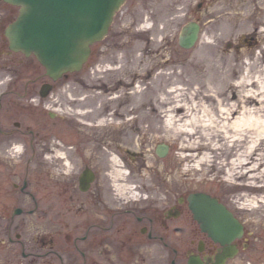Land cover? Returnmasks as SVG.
Returning <instances> with one entry per match:
<instances>
[{
  "label": "rangeland",
  "instance_id": "rangeland-1",
  "mask_svg": "<svg viewBox=\"0 0 264 264\" xmlns=\"http://www.w3.org/2000/svg\"><path fill=\"white\" fill-rule=\"evenodd\" d=\"M17 14V6L10 5L4 0H0V81L3 78L2 76L7 75L3 69L6 65H9L7 60L10 58H29L31 61L30 63L36 62L37 65L40 66L34 55L26 57L20 52H11L9 50V43L4 35V30L6 26L15 19ZM168 15L169 14L166 13L158 15L159 18L167 21L161 25L155 24V20L159 18L144 16L145 18L148 17L153 26L148 32L145 31L143 27L145 22L144 17H140L139 19V17L133 15L135 18L132 16L130 19H127L125 22L126 24H124V21H120L117 24L119 20L116 19L117 22L111 27L109 35L102 41L93 45L92 55L83 70L72 73L68 79H64L61 82L59 81L58 86L54 88L51 95L45 98V104L40 96L32 101L37 108L38 117H35V119L31 121V124L32 126L34 124V129H36L37 133L33 132L34 134L22 135L18 137L16 142L23 145L24 152L22 154H26L25 159L28 158L30 154H36L37 157L39 155L38 161L36 160L39 165L38 169L42 171V174L46 175L45 181L52 185L54 190H60L61 186L65 184L67 177L65 178L63 173L61 176L56 175L55 169L60 168V163H56L58 167L55 168L52 163L46 160V157L49 155V148L53 143L58 144V142H60L63 146V142H65L66 144H64L68 148L65 150L63 148V150L65 152L69 150L72 159H76L79 167L84 164H98L93 166L101 170L100 177L102 184L108 185L109 189L111 188L110 190L113 189V186L108 176L111 169L109 158L111 153H116L115 151L117 149L122 153L124 161L130 164V167L128 166L126 168L128 171L130 169V172L132 171L134 175L130 181L136 185H142L148 182L153 185L152 188L145 187L139 189L140 193L148 192L161 195V192L171 189L184 190L187 188H204L215 192L225 201L230 202V205L241 216L246 225V239L241 243L240 253L235 259L231 260L229 264H264V174L262 173L264 167L259 169L256 163L248 164L242 168V172L244 173L243 176L239 175L240 168L237 169V174L236 172L232 174V168L228 165L223 169H218L215 166L211 167L210 165L203 164L202 166H198V170L193 169V167L191 168L192 170H188L189 165H194L195 161H184L179 157L181 153L179 139L172 138L170 140L162 135L164 133L159 135L148 133V135L144 137V130H138L136 126L133 125H129V128L121 131L109 127L105 129L98 126L90 127V124L96 123L95 121L98 115L85 118L86 121L90 123L87 124L79 121L78 119L81 116L76 112L74 113V111L78 109H85V111L91 110V107L97 111L96 107L99 101L98 95L101 91L103 93L104 90L103 86H99V84L104 82L105 84L111 85L113 82L112 86H114V84H117L116 81L119 78H124L125 76L122 75L123 73L119 74L113 67L120 65V58L122 55H125L124 58H122V62H132L136 54L146 51L144 49L140 50L138 47L142 46L137 45H146L150 40L159 44L164 41V46L169 45L168 41H170V46L172 48L171 50L169 49V53L167 48L161 46V48L157 49L158 52H153L156 53L157 56H154L152 52H149L147 56H150L157 64H165L166 60L171 56L172 60L170 59V61L174 62L173 65L175 68H170L169 71L184 70L183 76L172 79L174 81L173 85L178 86V89L181 90L182 93H186L185 95H189V97H192L193 94V82L187 83L186 81L193 78V60H198L197 62L201 61L207 64V61L211 60L210 56L215 55V61L218 62V55L216 54L220 52L224 57L221 59L224 65L214 64L222 67L225 71L228 69V65L233 66V64H235L233 67L239 69L237 72L238 74L234 73L233 75L234 78H236L243 74L244 69L249 71L248 67L244 68V62L237 63L234 58L230 60L231 56L235 54L236 48H247L250 52L246 54L244 59L239 61L250 60V57L254 60L255 57L252 51L255 49L259 50V46L264 45L257 35V29L259 28L258 19H264V0H193V19L200 20L203 28V37L201 35L200 42L204 41L207 43L205 46H198L195 44V46L200 49V54L202 55L201 57L197 56L195 59H193V49L195 47L186 49L179 43V35L183 25L186 23V18L181 15L176 16L175 21L178 22L172 25L171 22L174 20V17H169L170 20H168ZM189 16L191 15L189 14ZM220 16H225L231 21L225 23L227 25L219 24L217 19ZM206 30L211 32L212 36L206 34ZM222 33L223 35L220 37ZM151 35H154L155 38L150 39L152 37ZM165 35L168 39H166L167 37L164 39ZM204 36H206L205 39ZM215 41L219 46L218 44L212 45L211 42ZM155 47H157V45H155ZM236 53L238 54V52ZM185 65H188V68L184 67ZM257 70L258 66L254 65L251 74H253L254 71L257 73ZM143 73L145 76H143L142 79V87L146 88L155 71H153V73H146L144 71ZM129 75L131 77L129 79L137 78V75L133 72L129 73L128 76ZM223 75L227 76L229 74L225 73ZM176 80L178 81L176 82ZM228 80L220 81L218 87H226L227 84L230 85L232 80ZM135 84L138 85L137 82ZM133 86L134 84L131 88H133ZM2 89L3 84L0 83V91ZM118 90L119 87L113 92H110V95L107 93L109 98L119 95ZM226 90H228L231 100H237L238 90H236L234 86H228ZM122 92H127V89L122 90ZM70 98H75L78 102L68 103ZM127 99L130 100V98ZM68 108L72 110L74 113L73 115L69 116L63 114V110ZM120 109H122V107H120ZM112 119L114 121V118ZM115 120L119 121L118 118ZM36 121L37 124L35 123ZM154 123L158 124L162 122L155 120ZM145 125H147V123H145ZM128 133H130V135ZM125 134L129 137L128 141L122 140ZM83 138L85 139L84 143ZM89 139L95 143L96 155H90V151L87 149L85 152L87 158L81 162L80 159L78 160L79 153L73 154V152H75L76 149L81 152L83 150V144L89 145ZM112 142L116 143V146L113 144L114 149L110 145ZM161 142L170 143L171 145L167 155L164 157L159 156L155 151L156 145ZM183 152L185 155L189 154L188 151ZM261 153H264V146L261 149ZM223 156L225 155H222L221 159ZM234 158L235 156L232 154L227 156V160L229 161ZM139 160L141 163L143 161V166H141L143 170L142 177L139 169L136 167ZM152 164L155 170H161V173L159 172L160 174L157 171L150 174L153 168L150 169L149 166ZM42 166H44V171L42 170ZM30 173H33V170H31ZM70 184V190L72 191L73 180ZM64 209H69L64 214V219L63 216L57 214L56 211L53 217L37 212V214H39L37 215L35 228L39 238H43L47 234L51 237L53 235L52 239L54 241V246L59 250H70L74 248L73 236L77 232L75 224L77 223L76 215L78 214L75 206L71 205L70 208L65 206ZM68 222H73L71 226L72 229L69 231L66 228V224H70ZM23 224L24 222L21 221L20 226H22L21 229L24 232L23 238H25L26 242L29 244V240L33 233V227L30 229L29 225L23 226ZM68 233L71 235V240L67 238ZM244 243H248L249 245L246 246ZM182 245L184 246L182 249L185 250L186 244L183 243ZM29 249L30 248H27V251ZM5 250L8 249L4 247L0 249V251ZM38 250L46 251L47 248L42 249L38 247ZM19 253L21 254L20 251ZM2 255L3 258H0V264H8V258L9 264H15L17 261V258L12 257V254L7 255L5 252H2Z\"/></svg>",
  "mask_w": 264,
  "mask_h": 264
},
{
  "label": "flooded vegetation",
  "instance_id": "flooded-vegetation-1",
  "mask_svg": "<svg viewBox=\"0 0 264 264\" xmlns=\"http://www.w3.org/2000/svg\"><path fill=\"white\" fill-rule=\"evenodd\" d=\"M164 13L169 14L168 20L174 17L170 21L172 25L178 22L175 17L180 15L193 20V0H126L113 25L117 20V24L120 21L126 24L133 15L139 19L144 16L159 18L158 15ZM166 22L162 18L155 20V24ZM7 61L9 65L3 69L7 75L0 81L3 84L0 91V249L8 250L0 251V258L5 252L17 258L15 264H189L192 256L205 264L216 260L224 246L202 229L191 210L189 197L193 192L205 191L232 210L230 203L219 194L204 188L171 189L161 195L119 194L102 184L101 170L93 166L98 164L79 167L69 150L72 171L64 173L65 184L60 190H54L45 181L46 175L38 169L39 155L30 154L25 159L26 154L13 152L18 137L36 132L31 121L38 117V112L32 101L40 96L42 85L52 80L40 64L30 63L29 58ZM41 100L46 103L45 99ZM89 140V145L83 144L81 152L77 149L73 152L79 153L81 162L87 158V149L90 155H96L95 143ZM65 144L64 150L68 148ZM71 205L76 207L78 214L74 248L59 250L53 245V235L39 238L36 234L37 212L53 217L56 211L64 219L69 210L64 207ZM21 221L23 226L33 227L29 244L23 238ZM68 223L69 231L73 222ZM70 236L68 233L69 240ZM244 239L235 240L239 252ZM38 247L47 250H38ZM27 248L30 249L27 251Z\"/></svg>",
  "mask_w": 264,
  "mask_h": 264
},
{
  "label": "bare ground",
  "instance_id": "bare-ground-1",
  "mask_svg": "<svg viewBox=\"0 0 264 264\" xmlns=\"http://www.w3.org/2000/svg\"><path fill=\"white\" fill-rule=\"evenodd\" d=\"M230 21L225 16H220L217 19L219 24L229 23ZM258 23L257 35L259 40L264 43V19L259 18ZM143 27L147 32L153 27L148 18L145 19ZM205 32L212 36V33L208 32V30ZM222 35L223 33L220 34V37ZM151 36L150 39L155 38L154 35ZM166 37L165 35L164 39ZM215 42H211L212 45L218 44ZM168 43L169 45L164 46V41L160 45L150 40L146 45H137L142 46L138 47L140 50L144 49L146 51L136 54L130 63L122 62V58L125 56L122 55L120 65L113 67V69L117 70L119 74L123 73L122 75L125 77L119 78L114 86H112L113 82L111 85L104 82L99 84V86H103L104 90L103 93L102 91L100 92L102 95H98L97 111L91 107V110L83 112L78 109L74 113H78L82 118L98 115L96 123H87L90 124V127L98 126L102 129L109 127L121 131L129 128V125H133L138 130H144V137L148 133L153 135L164 133L162 135L170 140L177 138L179 139L181 150L179 157L184 161H195L194 165H189L188 170H192V167L198 170V166L203 164L211 167L215 166L218 169H223L228 165L232 168V174H235V172L237 174V169L240 168L239 175L243 176L242 168L248 164L256 163L259 169L264 167V153H261V149L264 146V45L259 46V50L255 49L252 51L255 57L254 60L250 57V60L243 61L239 60L244 59L246 54L250 53L249 50L235 47L238 54L235 52L230 60L234 58L237 63L244 62V68L248 67L249 69V71L244 69L243 74L236 78L233 75L239 69L233 67L235 64L233 66L228 65L226 71L214 64L224 65L221 61L223 56L220 52L216 54L218 55V62L215 61V55L210 56L211 60L207 61V64L193 60V78L186 81L187 83L193 82V94L192 97H189V95H185L186 93H182L178 86L173 85L174 81L172 79L183 76L184 70L169 71L170 68H175L174 62L170 61V59L172 60L171 56L166 60L167 64H157L150 56H147L149 52L157 56L153 52H158L157 49L161 48V46L167 48L169 53V49L171 50L172 47L170 46V41ZM205 44L207 43L204 41L199 42L200 46H205ZM197 48L193 49V59L197 56H202L200 49ZM226 61L228 62L227 59ZM254 65L258 66V74L256 71L251 74ZM184 67L188 68V65ZM144 71L146 73L155 71L146 88L142 87V79L145 76ZM132 72L137 75V78L129 79L131 77L128 74ZM225 73L229 74L230 78L229 75H223ZM227 80H232L230 85L218 87L220 81ZM136 82L138 85L135 84ZM133 84L134 86L131 88ZM228 86H234L238 90L237 100H231L228 90H226ZM117 87H119V95L109 98L110 92H113ZM124 89H127V92H122ZM127 98H130V100ZM74 102H78V100L70 98L68 103ZM63 112V114L69 116L74 114L69 108L63 110ZM111 117L114 118V121ZM116 118L119 121H116ZM155 120H159L162 123L155 124ZM128 134L130 135V133ZM122 140L128 141V135L125 134ZM59 143L51 145L46 160L52 163L55 168L58 167L56 163H60V168L55 169V172L56 175L61 176L62 173H70L72 171V164L69 161V153L65 152L61 143ZM113 144L116 146V143L112 142L110 144L114 149ZM167 144L171 148L170 143ZM22 149L23 146L21 144H16L12 151L20 153ZM183 151H188L189 154L185 155ZM115 152L111 153L109 158L111 169L108 176L111 179L113 189L117 193L136 196L139 194V189L153 187L149 182L136 185L130 181L134 176L132 171L130 172L126 169L128 166L130 167V164L124 161L122 153L117 149ZM231 154L235 158L229 161L227 156ZM222 155L226 157L223 156L225 158L221 159ZM143 161L141 163L139 160L136 166L141 177L143 175L141 167L143 166ZM150 166V169L154 167L153 164ZM151 170L153 171H150V174L154 171L161 173V170L158 169L155 170L153 168ZM262 173L264 174V170H262Z\"/></svg>",
  "mask_w": 264,
  "mask_h": 264
},
{
  "label": "water",
  "instance_id": "water-1",
  "mask_svg": "<svg viewBox=\"0 0 264 264\" xmlns=\"http://www.w3.org/2000/svg\"><path fill=\"white\" fill-rule=\"evenodd\" d=\"M20 7L17 18L5 34L10 48L27 56L34 53L46 67L47 74L58 79L65 73L79 71L91 54V45L109 32L115 12L124 0H5ZM199 36V25L190 23L180 36L181 45L190 48ZM45 91L50 87L46 86ZM45 94V93H44ZM166 144L156 152L165 156ZM191 208L202 228L216 241L228 246L217 255L215 264H225L235 256L233 239L243 233V225L217 199L205 193H194ZM190 264H202L198 258Z\"/></svg>",
  "mask_w": 264,
  "mask_h": 264
}]
</instances>
